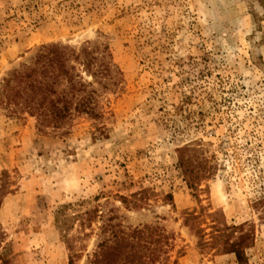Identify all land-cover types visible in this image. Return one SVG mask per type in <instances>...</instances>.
<instances>
[{"label":"rangeland","instance_id":"obj_1","mask_svg":"<svg viewBox=\"0 0 264 264\" xmlns=\"http://www.w3.org/2000/svg\"><path fill=\"white\" fill-rule=\"evenodd\" d=\"M52 43L93 48L99 67L79 74L96 116L73 107L63 123L39 130L35 116L2 102V85ZM187 145L211 167L197 190L178 167ZM7 184L0 245L9 246L11 264H69L56 223L67 205L100 211L76 264L86 263L108 223L159 228L167 264H238L214 248L215 237L246 223L248 264H264L260 1L0 0V189ZM133 195L138 207L120 202ZM186 211L204 230V250ZM77 234L76 224L70 236Z\"/></svg>","mask_w":264,"mask_h":264},{"label":"trees","instance_id":"obj_2","mask_svg":"<svg viewBox=\"0 0 264 264\" xmlns=\"http://www.w3.org/2000/svg\"><path fill=\"white\" fill-rule=\"evenodd\" d=\"M259 1L264 8V0ZM107 50L108 47H104L105 53ZM93 54L91 46L77 51L60 43L41 45L28 63H22L3 80L2 102L35 116L39 130L63 123L71 115L73 107L78 113L96 116L92 98L86 95V85L79 74L80 68L92 73L99 67ZM79 93L85 95L80 96ZM17 98L23 101L18 102ZM178 167L189 188L194 190L211 174L208 160L202 157L201 150L195 145L178 149ZM11 186L12 184L1 186L0 191L7 195L11 193ZM131 197L133 199L120 196V202L126 207H138L141 200L135 195ZM263 204L264 199L256 203V207L260 208ZM72 207L73 205L64 206L57 213L56 223L69 251V264H76L83 257L81 243L93 233L92 227L100 218V211L95 208L71 213ZM185 215V223L190 224L201 239V248L204 250L209 247L204 230L197 226L194 215L189 211ZM76 224L78 234L70 236ZM101 229L104 237L93 253L87 255L85 264H167L169 261L166 256L168 236L159 228L145 226L125 229L121 224L108 223ZM86 230L92 231L87 234ZM226 230L229 232L217 230L219 235L215 237L214 248L220 253L235 255L238 264H248L246 250L254 242L251 228H247L245 223ZM0 248V264H11L9 246L0 245Z\"/></svg>","mask_w":264,"mask_h":264}]
</instances>
